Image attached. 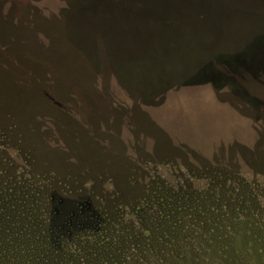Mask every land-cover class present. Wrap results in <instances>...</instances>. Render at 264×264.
<instances>
[{
	"label": "rangeland",
	"instance_id": "1",
	"mask_svg": "<svg viewBox=\"0 0 264 264\" xmlns=\"http://www.w3.org/2000/svg\"><path fill=\"white\" fill-rule=\"evenodd\" d=\"M260 7L0 0V264H264Z\"/></svg>",
	"mask_w": 264,
	"mask_h": 264
},
{
	"label": "trees",
	"instance_id": "2",
	"mask_svg": "<svg viewBox=\"0 0 264 264\" xmlns=\"http://www.w3.org/2000/svg\"><path fill=\"white\" fill-rule=\"evenodd\" d=\"M211 6H214V5H210L209 8H212ZM193 7H195V5ZM244 11H245L244 14L247 15V17L245 16L244 17L245 19L243 21H245L247 23H243V26H264V0H261V7L260 8H256L255 10L248 9V10H244ZM180 13H184V15H185L184 19H182L183 25L184 26H188V27L191 26V27H189V29L193 33V27L192 26H196V24H195V22H193L194 20L191 22V24L188 23V13L189 12L186 10V8L183 7V8L180 9ZM186 15H187V19H186ZM157 17H158L157 14L156 15L152 14L153 21H155V20H156V22L160 21ZM170 26H175V22L172 21L170 23ZM229 46H231V45H226L224 48H222L220 50V52L216 51L215 52L216 54L214 56L220 57L222 59L223 58L230 59L231 60V63L237 64V63L243 61V59H245V56H249L250 57L251 54H252V50H251L252 47L250 48L247 45L246 51H248V52L244 51L243 53H241V57L242 58H240L239 61H237V60L234 59L236 57V54H233V52H235V50L234 49H230ZM237 55H239V54H237ZM247 61L251 62V59H249V60L247 59ZM213 67H214V63H213ZM234 68H235V66H234ZM65 224H71V222H65ZM112 224L113 223H111V226H109V229H108L109 231H107L106 236L101 237V238H98V242H97L98 247L99 246L104 247L105 242L108 241V240H111V241H113L116 244L118 241L119 242L121 241V236L124 235L126 237V234H125L126 231H127L126 228L124 230H122L120 228H117V229H115V232L112 233V231H113L112 230V227H114V225H115V224H113V225ZM255 225L258 228V225L260 227L261 226V223L255 222ZM76 226L78 227V229L79 228H86V227L81 226V223H76ZM85 230H81V231H85ZM68 232L70 233V231H68ZM80 237H86V236H85V234H79L77 236V238H80ZM259 243H261V245H262V251L264 252V235L262 237H259ZM122 256H125V255H122ZM113 257H114V254L111 253L109 259H113ZM93 261H95L94 258H93Z\"/></svg>",
	"mask_w": 264,
	"mask_h": 264
}]
</instances>
